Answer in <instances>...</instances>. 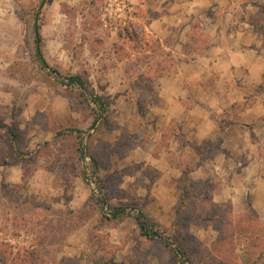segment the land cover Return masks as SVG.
Wrapping results in <instances>:
<instances>
[{
	"label": "rangeland",
	"instance_id": "374dc122",
	"mask_svg": "<svg viewBox=\"0 0 264 264\" xmlns=\"http://www.w3.org/2000/svg\"><path fill=\"white\" fill-rule=\"evenodd\" d=\"M181 261L264 264V0H0V264Z\"/></svg>",
	"mask_w": 264,
	"mask_h": 264
},
{
	"label": "trees",
	"instance_id": "16d2710c",
	"mask_svg": "<svg viewBox=\"0 0 264 264\" xmlns=\"http://www.w3.org/2000/svg\"><path fill=\"white\" fill-rule=\"evenodd\" d=\"M34 35H35V45H36V48H35V54H36V57L37 59H39L41 65H42V68L43 69H48L49 72L52 74V75H55V80L62 86H66V87H72V86H77L79 89L83 90V92H86L88 91V86H89V82L88 80H83L81 79L80 77L78 76H72V77H69L67 78V82H65L63 79L61 80L57 74V72L51 70L46 62L44 61V59L42 58V55H41V51L39 49V41H40V36H39V33H38V27L36 26L34 28ZM90 96H91V99L94 103H96L98 106V109L100 110V112L102 113L103 111H105L108 106H105V104H103V102H101L99 100V98H97L94 94H93V90L90 89V92H89ZM124 210H121V209H116L115 212L113 213V216L114 217H119V215L121 213H123ZM135 221L137 223V226L139 227L140 229V232H141V235L143 237H145L146 239L148 240H153L155 238H161V235L156 232V231H153L151 229H149L146 225V218H145V215L143 212H138L136 218H135ZM177 254L180 256L184 255L183 252L180 250V248L177 249ZM179 264H183V262L181 261V263Z\"/></svg>",
	"mask_w": 264,
	"mask_h": 264
},
{
	"label": "crops",
	"instance_id": "0c3cea01",
	"mask_svg": "<svg viewBox=\"0 0 264 264\" xmlns=\"http://www.w3.org/2000/svg\"><path fill=\"white\" fill-rule=\"evenodd\" d=\"M131 3L136 4V0H131ZM171 74H170V76H172L171 78L174 79V80L178 79L181 76L180 70L178 72H173ZM160 89H161V92L164 90L162 86H161ZM171 93H172L171 95H173V96L171 98H164L165 99V102H163L162 105H161L167 111L169 110V108H171L169 105L172 104V103H175V101L177 100V98L181 95V93L179 92L178 88H177V90H174ZM174 97H176V98H174Z\"/></svg>",
	"mask_w": 264,
	"mask_h": 264
}]
</instances>
